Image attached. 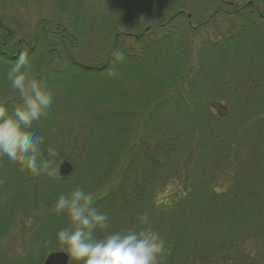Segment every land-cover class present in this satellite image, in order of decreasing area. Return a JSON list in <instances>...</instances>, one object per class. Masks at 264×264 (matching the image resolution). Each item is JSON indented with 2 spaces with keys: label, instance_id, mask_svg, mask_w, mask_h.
Masks as SVG:
<instances>
[{
  "label": "trees",
  "instance_id": "obj_1",
  "mask_svg": "<svg viewBox=\"0 0 264 264\" xmlns=\"http://www.w3.org/2000/svg\"><path fill=\"white\" fill-rule=\"evenodd\" d=\"M43 1L0 0V92L25 51L50 89L79 90L55 95L58 127L51 106L32 130L44 157L55 147L73 172L33 176L0 160V264H43L64 249L56 231L67 223L51 214L76 185L108 213L109 231L139 230L137 213L149 211L167 245L161 264H264V0H48L51 12L18 39L3 16ZM222 19L236 30L209 35ZM93 35L112 41L100 67L73 55ZM114 50L125 54L117 76ZM173 183L159 210L156 195ZM23 215L38 224L11 257L4 246Z\"/></svg>",
  "mask_w": 264,
  "mask_h": 264
},
{
  "label": "clouds",
  "instance_id": "obj_2",
  "mask_svg": "<svg viewBox=\"0 0 264 264\" xmlns=\"http://www.w3.org/2000/svg\"><path fill=\"white\" fill-rule=\"evenodd\" d=\"M111 55L113 66L108 69L109 75L117 76L114 65L122 63L125 54L114 50ZM4 79L16 95L0 99V160L6 158L33 176H58L53 159L58 150L48 146L45 158L41 149L45 137L32 132L47 119L56 93L34 73L27 52L19 54ZM93 204V194L79 185L60 192L56 198V211L69 219L67 227L56 231V241L72 260L77 264H161L167 245L151 228L149 211L137 213L139 230L132 227L109 231L108 213L99 211Z\"/></svg>",
  "mask_w": 264,
  "mask_h": 264
},
{
  "label": "rangeland",
  "instance_id": "obj_3",
  "mask_svg": "<svg viewBox=\"0 0 264 264\" xmlns=\"http://www.w3.org/2000/svg\"><path fill=\"white\" fill-rule=\"evenodd\" d=\"M101 4H99V0H92L89 2L88 5H94L95 8H99L102 6ZM48 12H51V3L48 0H45L43 1V3L30 2L27 5H25L23 9L13 8L12 10H9L3 16V18L5 23L8 24V26L12 30H14L18 39H28L33 34L35 24L39 19L38 17L46 15V13L48 15L49 14ZM207 17L208 16H206L205 13L201 17H199V14H197L192 19V24L195 26L199 23V19L204 20ZM181 23H182L181 25H184L186 27L187 24L186 21ZM208 28L210 31L209 35L215 36V34L218 33L217 31H215V29L220 31H225V33L228 34L230 31L236 30L237 26L233 22L227 19H222L217 22H212L208 26ZM206 31L207 30H203L200 33L198 32V35L196 36V40L198 43H199V36L202 35L204 36V33H206ZM111 42H112L111 40L108 41L99 35H93L88 40H86V42L83 43L81 48L76 50L73 55L77 58L76 60L81 64L87 65L89 67H100L104 63V60L109 53ZM120 46L121 48H123V42L120 43ZM0 80L1 81L3 80L2 75H0ZM6 84L9 83L6 81ZM62 85H58L53 90L56 93V95L59 97L62 96L61 94L62 92L63 93H70L74 91L79 92V90L75 89V87H72L71 89L67 84H62ZM6 90L8 91L5 92V95H3V93L0 92V99H4L6 97L16 95V93L14 92V90L11 89V87H9ZM64 106L65 105L63 104L61 105L54 104L52 106V109H54L53 122L57 127H58V119H57L58 113L59 110ZM62 110H68V109L64 108ZM146 142L150 143L148 138H146ZM62 153L67 154L66 150L64 149L62 150ZM63 163L64 161L60 158H57V161H55V165L58 168L59 173ZM177 191H178V186L174 183L168 186V188H166L164 191L160 190L155 197V202L158 206V209L165 210L166 209L165 207H167V204H169L167 200L171 197V195H173ZM57 214L64 215L59 217L58 219L61 220L64 219V221L67 223L68 226L69 219L67 215L64 213H58L56 209H54L51 215H57ZM31 219L32 218H28V215H23L17 218V220L15 221L12 233L4 246L5 250L9 252V256L15 257V255L18 254L20 255V253L23 251L22 249L24 248V244L30 242L29 236L34 228L32 225L38 224V221L35 220L32 221ZM60 252L68 254L65 248Z\"/></svg>",
  "mask_w": 264,
  "mask_h": 264
},
{
  "label": "water",
  "instance_id": "obj_4",
  "mask_svg": "<svg viewBox=\"0 0 264 264\" xmlns=\"http://www.w3.org/2000/svg\"><path fill=\"white\" fill-rule=\"evenodd\" d=\"M72 172L73 166L70 163L65 162L61 166L59 176L61 179H66L72 174ZM43 264H70V257L63 252H54L46 258Z\"/></svg>",
  "mask_w": 264,
  "mask_h": 264
}]
</instances>
